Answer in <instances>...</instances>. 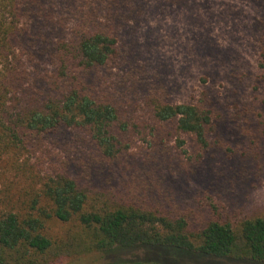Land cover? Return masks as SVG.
Segmentation results:
<instances>
[{
	"label": "trees",
	"instance_id": "1",
	"mask_svg": "<svg viewBox=\"0 0 264 264\" xmlns=\"http://www.w3.org/2000/svg\"><path fill=\"white\" fill-rule=\"evenodd\" d=\"M23 1L28 5L0 0V264H56L112 250L157 256L106 264H264V216H242L214 195L204 198L210 189L226 197V181L190 194L174 190L151 171L136 170L119 185L99 187L67 169H45L50 141L68 129L88 136L102 158L115 165L132 147L129 134L143 133L136 120L128 123L106 90L95 86L99 72L118 55L116 31L100 23L99 14L120 21L129 6L127 0L71 1L77 23L69 40L53 43L56 71L46 84L23 68L21 46L29 34L24 22L37 0ZM259 30L264 79V23ZM33 81L38 90L32 91ZM149 106L160 125L152 131L169 139L173 132L188 136L189 150L183 149L184 139L177 145L187 156L186 174L195 173L194 164H201L217 131L213 101L205 93L197 103L156 97ZM254 116L258 161L264 107Z\"/></svg>",
	"mask_w": 264,
	"mask_h": 264
},
{
	"label": "rangeland",
	"instance_id": "2",
	"mask_svg": "<svg viewBox=\"0 0 264 264\" xmlns=\"http://www.w3.org/2000/svg\"><path fill=\"white\" fill-rule=\"evenodd\" d=\"M71 1L37 0L33 15L24 22L29 34L21 46L23 68L36 76L37 83L47 84L56 71L53 43L72 36L77 18L68 6ZM127 4L120 21L99 14V22L116 31L118 55L99 72L95 86L106 90L128 123L136 120L143 133L129 134L134 136L132 147L115 165L102 158L88 136L68 129L50 141L43 156L45 169H67L99 187L119 185L136 170L151 171L174 190L190 194L226 181L230 196L218 197L210 189L204 198L214 195L242 216H264V144L260 142L258 161L252 144L257 139L254 114L264 107L258 48L264 0H127ZM35 81L29 82L32 91L39 89ZM205 93L214 104L217 131L201 164H194L195 173L186 174L187 156L177 141L186 140L183 149L189 150L188 136L173 132L169 139L152 131L160 125L149 103L156 97L172 104L197 103ZM154 256L142 250H112L56 264H106Z\"/></svg>",
	"mask_w": 264,
	"mask_h": 264
}]
</instances>
